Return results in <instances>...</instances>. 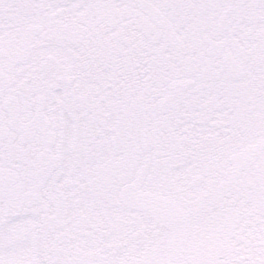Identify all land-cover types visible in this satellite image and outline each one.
I'll return each instance as SVG.
<instances>
[{
	"label": "snow or ice",
	"instance_id": "1",
	"mask_svg": "<svg viewBox=\"0 0 264 264\" xmlns=\"http://www.w3.org/2000/svg\"><path fill=\"white\" fill-rule=\"evenodd\" d=\"M0 264H264V0H0Z\"/></svg>",
	"mask_w": 264,
	"mask_h": 264
}]
</instances>
